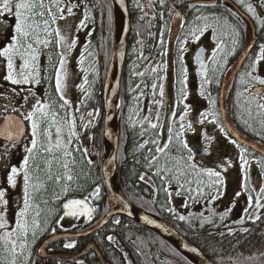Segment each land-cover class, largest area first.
Instances as JSON below:
<instances>
[{
	"label": "snow or ice",
	"instance_id": "6c2138e0",
	"mask_svg": "<svg viewBox=\"0 0 264 264\" xmlns=\"http://www.w3.org/2000/svg\"><path fill=\"white\" fill-rule=\"evenodd\" d=\"M241 4L244 0H239ZM161 8H165L166 0H158ZM152 0H149L151 6ZM177 4L181 8L192 9L194 12H200L201 9L215 8L218 6V0H211V2L202 3H188L184 4L183 0H177ZM79 2L72 4L70 0H0V23L7 25L6 33L10 29L7 42L0 45V65L5 70L3 79L9 82L11 85H27L31 83L39 84L40 70L38 67V60L41 54V48H48L52 42L49 37L54 33L55 42L57 45H61L62 50L60 54L59 67L54 69L55 71V86L56 92L59 93V109L54 110L55 105L46 102L43 99H37L32 105L30 111L23 116L24 120L30 122V144L26 145V155L23 157L22 163L19 166H11L6 175L5 182H0V264H35L32 260L31 248L37 239V233L41 230L40 216L41 209L36 205L35 199L39 191L45 188V182L41 181L40 173L44 172L47 181L54 182L57 185H61V192L67 196L71 187V182L74 177L71 174V166L75 164V157L71 148L69 147L73 143V138L76 137V121L72 112H69L71 107L69 99L66 98L63 92V80L66 75L64 72L65 56L68 51L74 48L77 44L76 38L69 39L64 35L59 28V21L64 20L65 10L68 15H73V9L79 7ZM138 8L142 9V5L137 0ZM247 10L253 12L251 4L247 5ZM175 11L170 9L169 14ZM176 17H181V12H175ZM87 18V11L85 12V19ZM161 19H163V13H161ZM221 23V17L216 15H194L193 21L188 22L186 19L181 24V29L184 34V40L177 37L178 52L183 53L186 51L185 43L188 40L199 41L201 36L208 30L212 29L215 32L217 26ZM84 24V20L80 21V25ZM190 25L185 28V25ZM52 25H56L53 29ZM78 25L77 27L79 28ZM163 35V32H161ZM232 45L237 43V30L232 29ZM163 44V40L160 41ZM251 47V46H249ZM234 50V47H233ZM168 49H165L162 55H167ZM223 51L221 44H217L213 49L211 56L208 58L213 64V72L224 69V64H219L217 61L218 53ZM204 49L196 55V60L200 64V74L205 72L206 65L201 56ZM84 53H81V62L83 60ZM245 58H248L247 56ZM148 59V58H144ZM178 59L183 61L184 56L179 55ZM264 61V44L259 45V51L255 58L247 65V70L240 75V85L243 86V91H237V99L235 107L239 110L241 122L245 127L250 128L252 125L250 120H257L260 129L257 135L264 138V78L256 75L257 66ZM152 73H158L157 67L151 68ZM134 75L143 77L144 72H137ZM187 69L181 65V69L177 75V82L180 85L179 96L175 102V105L171 107V118H165L167 122V139L162 141L161 133L157 131L158 128L163 127L160 123L161 116L159 108L163 106V98L165 95L164 85L162 83L152 82L150 87L152 89L153 100L151 104L157 105V111L155 113L156 122L152 121L151 107H149V116L142 117L140 123H147V128H142L141 136H144L149 130L152 131V137L144 139L139 144V148L143 149L146 145H153L148 148V154L144 157V164L147 169L146 173H142L139 177L141 181L151 183L154 186L155 191L162 190L166 195V203L162 205L170 213L174 212V209L167 207L171 204V192L169 186L175 182L177 184V195L186 191L188 198L198 201L200 198H206V203H210L217 199L220 195V186L224 184L223 172H226L228 168L232 166L231 160H222L216 165V168L204 167L197 163L195 155L192 149L189 147L188 142L184 139L185 135L189 131H194V124L191 120H188L190 106L183 101L187 98L188 93L185 90L187 81ZM163 77L157 75L156 81L162 80ZM217 78V83H218ZM84 83H88L85 76ZM211 81L207 78L204 79L200 86V95H204V86ZM260 87H256V85ZM80 89L84 90V84L79 85ZM148 87V85H145ZM140 85H137V89ZM159 89L160 99H155L156 90ZM23 91V89H21ZM15 91V89H13ZM145 93L140 92V96ZM85 95H88L85 92ZM27 97L24 100L27 101ZM137 103H139V96L135 97ZM209 110L200 112L199 118L196 123L204 125L205 123H212L219 127L220 132L228 139L234 135L230 129L224 127L220 120V113L216 109V100L209 98ZM183 103V111L179 113V120H176L177 107ZM22 107V106H21ZM15 110V109H14ZM64 114L61 115L60 112ZM75 111H79L77 107ZM255 113V116L253 115ZM246 114V118H243ZM89 117H93L94 113H87ZM211 117V119H209ZM225 119L227 118V112L224 113ZM83 119V117H81ZM6 126L3 130H0V135H4L8 141L18 139L23 134V126L21 121H14L13 130H9L7 122L12 121V117H5ZM55 128V139L53 140L52 128ZM87 127V125H85ZM65 129H67V139L64 138ZM207 144H211L214 138L210 137L207 132L202 133ZM90 139L92 137H89ZM230 142L236 145L239 150L240 169L243 173L246 166L249 164V160L246 158L245 148L240 147L237 140L231 139ZM207 147L204 149L207 152ZM85 155L88 154L85 149ZM41 160L44 167H41ZM63 169L62 173L52 172L53 163ZM93 161L88 160V164H92ZM261 166L264 167V161H261ZM220 169V170H216ZM154 170V171H153ZM150 173V175H149ZM153 177L158 178L160 181V188H155V181ZM205 177L207 179H205ZM22 179V203L17 204V210L13 213L12 220H9V201L6 198L8 188H16L20 185ZM264 181V175L261 177ZM247 180V177H244ZM35 181V182H34ZM196 187L193 188L192 185ZM188 186L187 188L185 186ZM241 191L235 193V197L239 198L243 192H251L246 182H242ZM101 193L100 185H97L91 193L83 198H66L61 206L63 215L56 221L57 225L67 218L80 219L85 217L87 219L92 218L95 208L89 206L90 199H98ZM195 193V196H193ZM55 198L60 199V195L56 194ZM47 205L48 201H43ZM182 207H188L187 199ZM231 211V208L227 209L220 215V219L224 218ZM245 216L250 220H258L261 214H264V183L259 189V192L253 197L251 194L247 197V206L243 209ZM48 215H53L51 210H48ZM191 216V213H189ZM203 216V214H201ZM180 221H184L186 217L180 215L178 217ZM119 223V221H115ZM210 222V221H209ZM243 223V217L239 221ZM148 223H152L148 220ZM48 220L45 218L44 225L47 226ZM52 233L56 232V228L51 229ZM247 231V229H245ZM108 239L111 241L112 237ZM75 245L72 242L65 243L64 247L67 249L73 248ZM44 249H40L43 253ZM196 251L195 248L192 249ZM82 264V262H77Z\"/></svg>",
	"mask_w": 264,
	"mask_h": 264
},
{
	"label": "trees",
	"instance_id": "16d2710c",
	"mask_svg": "<svg viewBox=\"0 0 264 264\" xmlns=\"http://www.w3.org/2000/svg\"><path fill=\"white\" fill-rule=\"evenodd\" d=\"M132 1H135V4L127 0L130 15V33L120 80L117 120L119 129L117 179L122 191L128 200L136 207L160 216L166 215L169 222L177 227L182 235L198 247L214 264H264V214H261L258 220L243 218V223L239 222L241 219L237 220L230 225L231 228L228 226L221 227V225L210 228L205 227L200 217H197V215H200V211L193 213L195 219L192 218V220L185 219L184 221H180L178 219V214L175 212L170 213L165 207H162V205L166 203L165 193L162 190L156 191L155 198L153 184L146 183L139 179L142 173L147 172L144 164V157L148 154V148L153 147V145L149 144L143 149L139 148V144L142 143L144 139L152 137L151 130L146 132L144 136H141L142 128H147L148 126L146 122L143 124L140 123L142 117H144L142 114V98L145 96V94L140 96V92L143 91L144 93H148L150 98L146 116L150 115L149 107H151L152 121L156 122L153 118L158 106L150 103L153 100L150 85L152 82L162 83L165 90L169 84H172L176 90L177 96H179L177 88H180V85L177 82V75L183 64L182 61L178 59L180 53L178 52L177 41L176 43H171L168 37H166L167 24H165L164 19L159 18L161 23L158 22V24L155 25L154 22H152L148 10L146 11L147 8L145 7L146 9H143L144 7H142L143 10H141V8L136 6L137 0ZM140 1L141 0H138L141 5ZM77 2L81 3L82 15L85 20L83 26L89 27L87 35L84 38L85 40L83 39L82 44L79 46L77 55V69L81 74V80L77 86V94L80 88L79 85L84 84V90H81L82 104L79 106V110L84 111L83 115H86L87 112L97 109V118L93 125V137L99 146L98 163L100 164L104 157L102 145L103 86L108 63L114 47L116 19L111 0H77ZM244 3H248V1L244 0ZM237 8L245 12L244 9L242 10L241 6L237 5ZM164 10L165 8L158 9L157 12ZM86 11L87 18L85 19ZM203 13H205V15L214 14L220 16L221 20L226 21V23L229 21L230 26L237 30L238 36L236 37L237 43L235 46L232 45V37H213V41L221 44L223 47V51L218 53L217 61L219 64H224L225 67L223 70H218L214 73L212 70L214 66L211 63L208 72V79L211 81L210 93L207 95L208 100L209 98L215 99L217 102L215 107L219 111L218 95L223 91V107L224 111L227 112V119L230 125L246 139L264 146V138L257 135L260 129L257 120H250L249 123L252 127H245L241 122L239 110L235 107L237 91H243V86L239 83L240 75L247 70V65L254 59L259 45L264 43V37H243L242 34L243 30H245L244 24H246V20L241 18L234 11L233 13L235 16L230 13V10L224 9L207 8ZM253 21L254 27L257 29L256 33H258L260 26L257 25L255 19H253ZM160 32H163V35H161ZM180 38L182 39L183 37ZM161 40H163V44L160 43ZM250 41L254 42L252 51L248 54V58H246L238 74L232 76L229 72L230 67L236 63L239 55ZM165 49L169 51L167 55H162L161 53H163ZM41 51V61L44 66L41 77L44 86V98L46 102L55 105L54 110H58L60 94L56 92L54 69L59 67V48L54 42V44L51 43L48 48H41ZM81 53H84L82 62ZM152 67H157L158 73H152ZM137 72H144L145 75L143 77L134 75V73ZM157 75L162 76L163 79L156 81L155 77ZM85 76L88 80L86 84L84 83ZM217 78L219 81L218 83ZM137 85H140L139 89H137ZM145 85H148L150 88L145 87ZM85 92H87L88 95H85ZM137 96H139V103H137L135 99ZM155 99H160L158 88L156 90ZM163 109V106L159 108L161 120ZM60 114L63 115L64 113L61 111ZM77 114H80L79 111H77ZM253 115L255 116V113ZM243 118H246V114ZM157 131H159V128ZM245 151L247 158L256 160L262 177V175H264V167L261 166V161H264V157L246 148ZM85 160L86 158L83 157V159L78 161V165L79 162L84 163H82L83 166L79 165L81 172L78 169L76 181L71 182L74 184L73 186L71 185V188L78 192L81 188L89 187L91 184L99 181L103 189V194L106 196V189L102 181L101 171H99L98 176H94V172L89 173L85 166ZM41 167H44L42 160ZM52 172L54 175L58 172L62 173V170L55 162L52 166ZM40 179L45 182V188L41 189L36 195L35 203L41 209L42 213L40 216L41 230L38 231L37 239L31 248L32 259H37L35 251L40 242L39 236L42 235L45 237V235L51 233V227L54 226V222H56L61 212L62 203L68 198V194L65 196L61 192V185L47 181L44 172L40 173ZM205 179L207 178L205 177ZM153 180L155 181V188L159 189V179L153 177ZM262 183H264V181H262ZM170 186L177 187V184L173 182ZM185 187L187 188L188 186L186 185ZM192 187L195 188L196 185L193 184ZM56 194L60 195L59 200L55 198ZM181 194L186 196L188 207L196 205L201 200L205 199L200 198L197 201L188 198V193L186 191L181 192ZM250 194L254 196L252 191ZM45 200L48 201L47 205L43 203ZM167 207H171V204L167 205ZM48 210H51L53 215H48ZM207 217L208 216H204V218ZM45 218L48 220L47 226L44 225ZM189 219H191V217ZM196 223H198L197 226ZM132 224L140 228L137 230L139 231L138 235L134 237L135 242L155 243L156 253L163 252L162 257L165 258L167 257L165 255L167 253L170 257L169 259L172 260L170 264H178L177 262L193 264L183 257L174 247L149 229L134 222H132ZM245 229H247V231H245ZM89 237L95 241L103 255L106 256L103 246L99 241L100 237L96 235ZM149 250V247L146 246V251L149 252ZM93 258L97 263L101 264L97 256L93 255Z\"/></svg>",
	"mask_w": 264,
	"mask_h": 264
},
{
	"label": "flooded vegetation",
	"instance_id": "af4514ba",
	"mask_svg": "<svg viewBox=\"0 0 264 264\" xmlns=\"http://www.w3.org/2000/svg\"><path fill=\"white\" fill-rule=\"evenodd\" d=\"M237 1V2H236ZM248 3H243L241 4L239 0H218V6L215 8L211 9H224V10H230V13L235 16L233 11L237 13L241 18H244L246 20L245 25V30H243V37H264V2H259L254 1V0H247ZM130 3L135 4V1L129 0ZM141 5L144 7L143 9L148 10L149 14L151 15L152 22H154L155 25L160 22L161 18V13H163V19L165 24H167V29H166V37H170V32L172 29L171 22L172 18L175 14L176 11L181 12V23H180V30L177 35V37H184V34L181 29V24L184 23V20L186 19L188 22L193 21L194 15H199L203 13L205 9H201L200 12H194L192 9L188 8H181L177 4V0H166V7L164 11L157 12L158 9H164L161 8L158 0H152L151 6L149 5V0H141ZM202 2H211V0H183L184 4L188 3H202ZM251 4L253 7V12H249L247 10V5ZM237 5L241 6L242 10L244 9L245 12L240 11L237 8ZM146 7V8H145ZM175 9V11L171 12V15L169 14L170 9ZM167 10V11H166ZM205 15V13H203ZM255 19L257 25H259V30L258 33L256 27H254V21ZM229 20V19H228ZM161 26V25H160ZM190 25L186 24L185 28L189 27ZM232 27L230 26V22L221 20V23L219 26L216 27L215 32H213L212 29H208L200 38L199 43L194 46V48L190 51L191 47H187L186 51L183 53H180V55L184 56V59L182 61L183 66L186 69H192L193 71V76H190L188 81H186V86L187 82L190 83L187 88V93L190 92L191 90L195 92V95H192V99H188V97L183 101L184 103H187L190 106V112L188 116V120H191L194 124V127L197 126L196 121L199 118L200 112L208 111L209 110V102H208V94L210 93V83L205 84L204 86V95H200V86L203 83V80L200 81L199 76L197 74V69L195 65L193 64L192 57L194 52L200 48L203 47L206 50L205 56H206V61H207V76L206 78L208 79V72L211 67V61L208 59L211 54L213 49L216 48V45L219 44L215 41H212L213 37H232L231 32H232ZM161 34V32H160ZM55 37V36H54ZM206 37V39H204ZM208 37V42H206ZM238 37V36H236ZM171 43H176L170 41ZM59 52L61 53L62 47L59 45ZM73 49V48H72ZM71 49V50H72ZM71 50L67 52L66 56L69 57L71 54ZM75 50V49H74ZM73 50V51H74ZM211 52V53H210ZM258 53V50L256 54ZM42 54V51H41ZM41 54L38 60V67L40 70V79L43 74V62L41 61ZM255 54V55H256ZM65 56V60H66ZM255 58V57H254ZM191 65V66H190ZM233 67V66H232ZM230 67L229 72L230 74L232 73ZM234 69V67H233ZM77 75V73H76ZM75 75V76H76ZM263 78V76H261ZM66 81L63 80V84L65 86V91L69 90V86L66 85ZM172 85V84H171ZM35 90L38 91V98L43 99L44 98V86L42 84V80L39 84L32 83L31 85ZM172 87V92L169 94L170 95V103L172 102V106L175 105V102L177 100L176 92L173 86ZM179 90V87L177 88ZM197 99L199 102L196 104V106L191 102L194 101V99ZM77 100L74 99V101H70L71 107L69 112L71 111L75 117L76 121V131H77V136L73 138V143L69 146L73 152V155L75 157V164L71 166L72 172L71 174L73 175L74 179L73 181H76V176L78 169L81 172V169L79 168V165L83 166L82 163L84 162H79L81 159L86 158L85 160V166L87 167L89 173L94 172V176H98L99 171H100V164L99 162V146L97 145L96 141L94 140L93 137V125L96 122L97 118V109L96 110H91L89 112H93L94 116L89 117L87 115H83L84 111L79 110V115L77 114V111L75 109L78 107L79 104H82V101L79 103L76 102ZM183 111V103L179 104L177 107V116L175 117L176 120H179V113ZM171 114V113H170ZM169 114V115H170ZM78 115V121H77V116ZM168 115V116H169ZM83 117V119H81ZM211 119V117H209ZM87 125V127H85ZM203 128L200 125V130L201 135L204 132H207V134L214 138L216 137V141L219 140L220 132L218 131V127L215 124L212 123H207L206 126ZM207 130L204 131L203 130ZM30 133L28 124L26 123V134ZM66 134H67V129H66ZM89 137H92L91 139ZM25 139V138H24ZM23 139V140H24ZM213 139V140H214ZM22 140V141H23ZM212 143L209 145L205 142V139L202 135V139L200 140V156L201 155H208L211 153V146ZM21 141V142H22ZM209 146V148H208ZM207 147V152L204 151V149ZM85 149L87 150L88 154L85 155ZM88 160L93 161L92 164H88ZM216 168V166L214 167ZM61 169V168H60ZM63 172V169H61ZM220 170V169H216ZM72 181V182H73ZM73 186L74 184L71 183ZM77 185V184H76ZM101 184L99 181L95 182L94 184H91L89 187L81 188L80 191L77 192V190H74L73 188L70 187L69 193H68V198H83L84 196H87L89 193L93 191V189ZM171 196H174L177 200H182L183 202L186 199V196L184 194L177 195V187L173 190L170 191ZM195 196V194H193ZM89 206L95 208V212L92 214V218L89 220L85 217H81L80 219H74L71 217H67L62 220L64 223V226H59L54 222V226L52 228H56L55 233H51L48 235L42 236L40 235L39 239L40 242L38 246H40L46 239L52 237V236H58L57 238L49 241L44 249L46 254L48 255L45 258H41L37 255V248L36 247V257L37 259H32L35 261V264H77V262H82V264H99L97 261L93 258V255L96 256V253L94 252L93 249L89 248L85 250L83 253L81 251L83 248L86 246V244L89 241H92L97 247L98 245L91 239L89 236L96 235L97 237H100V243L103 246V250L105 251L106 256H102L104 260L106 261V264H170L172 260H170L169 256L167 253L165 254L167 257H162L163 252L156 253L155 248L156 245L155 243H137L135 242V236L138 235L140 228H137L135 225L132 224V221L127 219L126 217L116 214L113 215L104 226H102L100 229L96 230L95 232L89 234V235H84V236H78L80 233H84L94 226H96L109 212L111 209V205L108 201L107 197V192L106 196L103 194V189L101 188V193L98 199H90L89 200ZM152 213V212H149ZM154 214V213H152ZM63 215V212L61 211L59 214V217L57 220L60 219V216ZM157 215V214H155ZM160 216V215H157ZM166 222L171 224L169 220L167 219V216H160ZM56 220V221H57ZM115 221H119V223H116ZM172 225V224H171ZM174 228V225H172ZM178 229V228H177ZM179 230V229H178ZM111 236L112 240L110 241L108 237ZM72 242L74 243V247L67 249L64 247L65 243ZM146 246L149 247V252L146 251ZM99 248V247H98ZM100 249V248H99ZM101 251V250H100ZM81 253V254H80ZM93 254V255H92ZM49 255H55L53 257H50ZM98 258V257H97ZM101 264L103 263L101 260H99ZM178 264H183L181 262H177ZM176 264V263H175Z\"/></svg>",
	"mask_w": 264,
	"mask_h": 264
},
{
	"label": "rangeland",
	"instance_id": "374dc122",
	"mask_svg": "<svg viewBox=\"0 0 264 264\" xmlns=\"http://www.w3.org/2000/svg\"><path fill=\"white\" fill-rule=\"evenodd\" d=\"M258 1L264 2V0H258ZM70 2L72 4L78 3L77 0H70ZM79 5H80L79 7H75L73 9L74 12L73 15H68L67 11L65 10L66 18L58 22L59 28L64 35L68 36L69 39L71 38L77 39L76 46L71 50V54L69 55V57L66 56V60L64 64V72L66 73L64 80L67 82L66 85L70 87L69 90L65 91L64 95L71 102L74 101V99L80 100V97L82 95L81 89L79 88V92L77 94L78 96L76 95V97L75 96L71 97V95L76 94V91L78 89L77 84L81 80V74L76 67L77 58L75 54L79 52V46L82 44L83 39L86 37L87 32L89 30L88 26L84 27L83 26L84 24L80 25V21L84 19L82 15V7L80 2ZM78 25H80L79 28L77 27ZM6 28L7 25H5L4 23H0V45L7 42L8 35L10 34V29L6 33ZM52 28L55 29L56 25H52ZM53 36H55L54 33L51 37H49V39L52 41L51 43L54 44L55 37ZM204 39H206V37H204ZM181 40H184V37ZM206 42H208V37ZM198 43L199 41L188 40L184 46L185 48L191 47L190 48L191 51L194 48V46L197 45ZM258 65L260 71L257 68L255 74L259 75L260 77L263 76L264 78V61H262ZM193 74L194 73L191 68L187 69L188 80L190 76H193ZM4 75H5V70L3 69L2 65H0V125L3 122L4 118L9 114H15L21 117L22 119H24L23 116L26 115L27 112L31 110L32 105L36 102L37 99H39L38 98L39 93L31 86L32 83L27 85H11L9 82L3 79ZM188 85H190L189 82H187V86ZM13 89H15V91H13ZM21 89H23V91ZM168 91H170L169 88ZM164 92L166 91L164 90ZM192 95H195V92L191 90L190 92H188V96H187L188 99H190ZM24 97L28 98L27 101L24 100ZM149 98L150 97L146 92L144 98H142L143 116H146L147 114ZM164 101H165V111L163 113V116L165 119L166 117L167 118L169 117L168 115L171 113V107H172V102L170 103V95L168 93L165 95ZM191 102L196 106V104L199 101L195 98L194 101ZM76 117L78 121V115ZM26 123L29 125V130L31 132L30 122L26 121ZM205 124L201 126L204 127ZM164 126H167L166 120H164L163 122V127ZM51 131L53 132V140H54L55 128L53 127ZM201 131L202 130H200V124L197 123V126L194 127V131L187 132L184 137V139L188 142L189 147L192 149L193 154L201 147L200 146V140L202 139ZM160 133H161V137H163L161 130ZM220 135H222L221 132ZM64 138L67 139L66 129L64 133ZM215 139L213 140V144L211 145L213 147H211L210 154L201 155V156L196 155L197 152H199L200 150L194 154L197 163L204 167L214 168L222 160L228 159L231 160L232 166L228 168L226 172L222 173V175L224 176V184L221 186L220 195L217 197V199L211 201L210 203H206V199H205L204 201H202L203 204H200L201 203L200 202L199 206L198 204H196L195 206H193V209L192 207L191 209L194 210L195 212L200 211V216L201 214H204V216H208L207 217L208 219L200 218V220L202 221L205 227L210 228L213 226L216 227L221 225V227L228 226L229 228H231L230 225L233 222L240 220L242 217L247 218V216H245L243 212V209L247 206V197L250 194V192L245 191L239 198H236L235 193L237 191H241V187H240L241 183L246 182L248 184V187L254 192L253 197H255L261 187V177H260L261 175L259 173L258 167L256 166V163H252L251 161H249V164L246 166L245 171L242 173L240 169V161L238 158L239 149L236 148V146L230 142L229 138L226 139L223 136H219L218 141H216ZM29 144H30V133L26 135L25 139L22 142H14L11 144H7L0 140V182H5V186H6L5 178L7 175V171L10 169L11 166L15 165L18 167L19 164L22 163L23 157L26 155L25 147L26 145ZM245 176L247 177L246 181L244 180ZM6 198L9 201V220L11 221L13 217V213L17 210V204L22 203V179L20 185H18L16 188L14 189L8 188ZM175 199L176 198L174 196H171V201H172L171 206L174 209V212L179 215H184L186 217V220L187 219L192 220V218L195 219V216H193L194 212L190 211L191 210L190 208H188V210L185 209L181 210L180 209L181 205L179 204V201ZM229 208H231V211L224 218V220H221L220 215ZM189 213H191V216H189ZM190 217L191 219H189ZM197 225L198 223H196V226ZM59 226H64V223L61 221Z\"/></svg>",
	"mask_w": 264,
	"mask_h": 264
},
{
	"label": "water",
	"instance_id": "95a60500",
	"mask_svg": "<svg viewBox=\"0 0 264 264\" xmlns=\"http://www.w3.org/2000/svg\"><path fill=\"white\" fill-rule=\"evenodd\" d=\"M112 3L114 6V13L116 16V20H117V15H119L122 19V28L119 31L118 20H117L116 38L114 41V47L110 56L106 76L104 79L103 96H102V101H103L102 137L108 151L101 164L102 179L107 189L108 201L111 205V209L110 212L96 226H94L93 228H91L90 230L84 233L78 234V236L89 235L95 232L96 230L104 226L106 222L113 215L119 214L153 231L158 236H160L164 241H166L175 249H177L181 254L187 256L195 264H214L206 256H204V254L195 245H193L191 242L185 239L178 231L172 228L163 219L148 214L146 212H143L140 209L134 207L118 191L117 151L119 147V131L117 125V114H118V104H119V94H120V80H121V74L125 61L127 42L130 33V17H129V10L126 0H112ZM180 23H181V17H176V15L174 14L171 22L172 29L169 37L171 41H175L177 39V35L180 30ZM249 46L243 51V53L239 57L237 61V65L233 71V74H235L243 64L245 57L253 47V43H251ZM200 49L201 48H198L193 55V62L196 65L199 74H200L199 71L200 64L196 60V55L200 51ZM201 58L204 61L205 65H207L205 61V49L204 52L202 53ZM200 75L203 79L205 78L206 68H205V72ZM219 109H220L221 119L225 128L230 129L231 132L234 134L231 137L237 140V142L240 145L246 146L251 150L257 152L258 154L264 156V147L241 138L238 134H236L232 130L227 119H225L224 117L222 94H220L219 96ZM6 117L13 118L12 121L7 122V127L9 128V130H13L14 121L19 120L22 123L24 131L23 134L18 139H13L12 141H8L4 135H0V140L8 144L19 142L20 140L23 139L26 132V126L24 121L16 115H7ZM5 126H6V120L4 118L3 122L0 125V130H3ZM148 220H151L152 223H148ZM57 237L58 236H52L46 239L38 247L37 255L41 258L47 257L48 255L46 254L44 247L49 241ZM89 248L93 249L96 255L98 256V258L103 263L106 264V261L104 260L100 250L95 246L93 242H88L81 251V253H83L85 250ZM193 248L196 249L195 252L192 251ZM40 249H44L43 253L40 252ZM49 256L53 257L55 255H49Z\"/></svg>",
	"mask_w": 264,
	"mask_h": 264
},
{
	"label": "bare ground",
	"instance_id": "6f19581e",
	"mask_svg": "<svg viewBox=\"0 0 264 264\" xmlns=\"http://www.w3.org/2000/svg\"><path fill=\"white\" fill-rule=\"evenodd\" d=\"M117 20H118V26H119V31H120L122 28V19L119 15H117Z\"/></svg>",
	"mask_w": 264,
	"mask_h": 264
}]
</instances>
